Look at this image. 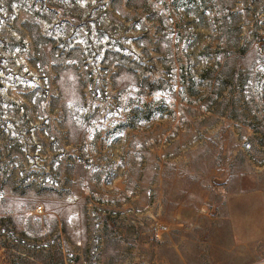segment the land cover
Segmentation results:
<instances>
[{
    "label": "rangeland",
    "instance_id": "374dc122",
    "mask_svg": "<svg viewBox=\"0 0 264 264\" xmlns=\"http://www.w3.org/2000/svg\"><path fill=\"white\" fill-rule=\"evenodd\" d=\"M264 0H0V264H264Z\"/></svg>",
    "mask_w": 264,
    "mask_h": 264
},
{
    "label": "crops",
    "instance_id": "0c3cea01",
    "mask_svg": "<svg viewBox=\"0 0 264 264\" xmlns=\"http://www.w3.org/2000/svg\"><path fill=\"white\" fill-rule=\"evenodd\" d=\"M229 219L234 234L245 240L264 238V193L249 192L229 202Z\"/></svg>",
    "mask_w": 264,
    "mask_h": 264
}]
</instances>
